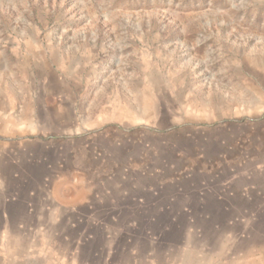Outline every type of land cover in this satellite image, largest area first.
Returning <instances> with one entry per match:
<instances>
[{"label":"rangeland","instance_id":"rangeland-1","mask_svg":"<svg viewBox=\"0 0 264 264\" xmlns=\"http://www.w3.org/2000/svg\"><path fill=\"white\" fill-rule=\"evenodd\" d=\"M20 146L0 264H264V0H0Z\"/></svg>","mask_w":264,"mask_h":264},{"label":"crops","instance_id":"crops-1","mask_svg":"<svg viewBox=\"0 0 264 264\" xmlns=\"http://www.w3.org/2000/svg\"><path fill=\"white\" fill-rule=\"evenodd\" d=\"M18 149L23 152V158L20 159V157L7 156L11 158L6 161L5 165L0 166V173L4 175H1L2 177H21L22 173H24L25 177L31 178L35 175L33 173L35 169L32 167L33 163L40 164V166H43L44 169L50 168L49 159H47L43 154H29L27 148L22 146L18 147Z\"/></svg>","mask_w":264,"mask_h":264}]
</instances>
